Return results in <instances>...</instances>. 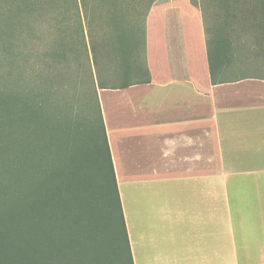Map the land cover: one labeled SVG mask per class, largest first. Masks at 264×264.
Segmentation results:
<instances>
[{"label": "crops", "instance_id": "0c3cea01", "mask_svg": "<svg viewBox=\"0 0 264 264\" xmlns=\"http://www.w3.org/2000/svg\"><path fill=\"white\" fill-rule=\"evenodd\" d=\"M235 41L213 82L201 8L146 0L150 81L98 89L134 264H264V30Z\"/></svg>", "mask_w": 264, "mask_h": 264}, {"label": "trees", "instance_id": "16d2710c", "mask_svg": "<svg viewBox=\"0 0 264 264\" xmlns=\"http://www.w3.org/2000/svg\"><path fill=\"white\" fill-rule=\"evenodd\" d=\"M231 1L227 10L233 21L252 15L262 22L260 28L264 30V0ZM27 3L21 1V9ZM202 13L215 82L216 71L231 52L233 26L227 34L210 36ZM18 33L22 47L32 48L23 57L38 56L56 73L62 71L60 68L67 71L72 62L91 75L94 67L97 76H91V86L95 88L98 118L87 133V144L70 150L64 138L65 120H60L59 113L50 112L51 107L46 108L47 98L38 99V91L28 94L25 73L19 76L18 89L7 86L11 91H0V264H134L97 88H123L150 81L146 63L141 69L134 46L122 35L108 41L118 49L113 57H118L120 65L128 61L123 79L116 82L104 72L107 62L95 43L90 57L86 55L89 48L85 38L44 40L34 31V35L32 31ZM79 33L84 35L83 26ZM101 41L106 47L108 42ZM23 59L24 66L29 60ZM52 115L59 119L57 124Z\"/></svg>", "mask_w": 264, "mask_h": 264}, {"label": "rangeland", "instance_id": "374dc122", "mask_svg": "<svg viewBox=\"0 0 264 264\" xmlns=\"http://www.w3.org/2000/svg\"><path fill=\"white\" fill-rule=\"evenodd\" d=\"M21 1L28 2L26 7L24 6L25 9H21ZM194 1L204 11L210 36L212 33L227 34L233 26L230 37H235L234 43L238 48V40H241L242 36L256 33L262 25V22L254 19L252 15L246 20L233 18V21L231 13L227 10L228 5H232L231 0ZM233 5L236 6L234 2ZM145 9L146 0H0V91L18 89L20 85L16 83L19 76L25 73L28 94L38 91V99L47 98L46 108L51 107L50 112L59 113L60 120H65L64 138L67 145L64 146L70 150L82 148L87 144L91 126L97 123L98 118L95 88L91 86V76L96 79V70L93 67L91 75L84 71L83 66L72 62L67 71L60 68L62 71L56 73L52 65H47L45 61L42 63L38 56L23 57L31 53L32 48L29 45L25 49L22 47V37L19 38L18 32L26 34L32 31L34 35V31L40 33V38L44 40L62 36L69 41L85 38L89 48L86 55L92 57V43H95L107 62V68L103 67L104 72L109 74L112 80L119 82L124 77L123 69L128 61L123 60V66L120 65L118 57H113L118 49L114 47V43L108 41L122 35L134 46L138 64L143 69ZM112 14L118 18H114ZM117 22H120V26ZM81 26L84 27V35L79 33ZM101 40L108 42L106 47L105 42ZM82 57H85V54H82ZM23 58L29 60L24 66ZM48 62L50 63V60ZM73 67L77 68V72ZM62 72H65L64 75ZM52 119L55 124L59 121L53 115ZM60 142L62 141L57 143L59 150L63 149Z\"/></svg>", "mask_w": 264, "mask_h": 264}]
</instances>
